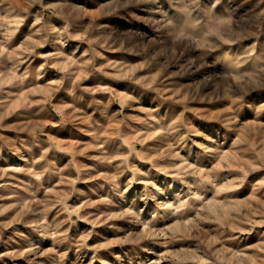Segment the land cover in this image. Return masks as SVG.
<instances>
[{
    "label": "rangeland",
    "instance_id": "rangeland-1",
    "mask_svg": "<svg viewBox=\"0 0 264 264\" xmlns=\"http://www.w3.org/2000/svg\"><path fill=\"white\" fill-rule=\"evenodd\" d=\"M0 264H264V0H0Z\"/></svg>",
    "mask_w": 264,
    "mask_h": 264
}]
</instances>
